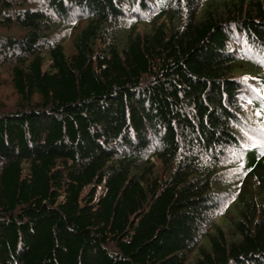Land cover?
I'll return each instance as SVG.
<instances>
[{"label": "trees", "instance_id": "obj_1", "mask_svg": "<svg viewBox=\"0 0 264 264\" xmlns=\"http://www.w3.org/2000/svg\"><path fill=\"white\" fill-rule=\"evenodd\" d=\"M4 79L0 264H264V0H0Z\"/></svg>", "mask_w": 264, "mask_h": 264}, {"label": "rangeland", "instance_id": "obj_2", "mask_svg": "<svg viewBox=\"0 0 264 264\" xmlns=\"http://www.w3.org/2000/svg\"><path fill=\"white\" fill-rule=\"evenodd\" d=\"M74 32H75V28L70 26L67 23H58V25L54 29L55 36H57V38H60V40L65 39V37H67L63 42L68 47H70V45H71L70 39L74 35ZM3 81H5V79L2 80V82ZM255 83H257V82H255ZM0 94H1L2 98L9 103L15 98L14 93L12 91V88L8 82L1 83Z\"/></svg>", "mask_w": 264, "mask_h": 264}]
</instances>
